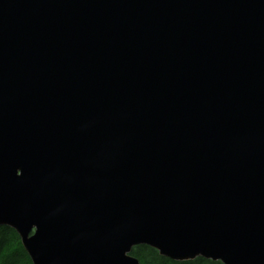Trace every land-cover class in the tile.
<instances>
[{
	"label": "water",
	"instance_id": "obj_1",
	"mask_svg": "<svg viewBox=\"0 0 264 264\" xmlns=\"http://www.w3.org/2000/svg\"><path fill=\"white\" fill-rule=\"evenodd\" d=\"M0 225L32 264H264V0H0Z\"/></svg>",
	"mask_w": 264,
	"mask_h": 264
},
{
	"label": "trees",
	"instance_id": "obj_2",
	"mask_svg": "<svg viewBox=\"0 0 264 264\" xmlns=\"http://www.w3.org/2000/svg\"><path fill=\"white\" fill-rule=\"evenodd\" d=\"M141 264H222L202 257L192 260L174 261L162 256L147 245H137L131 250ZM0 264H32V261L21 244L16 231L11 227L0 225Z\"/></svg>",
	"mask_w": 264,
	"mask_h": 264
}]
</instances>
